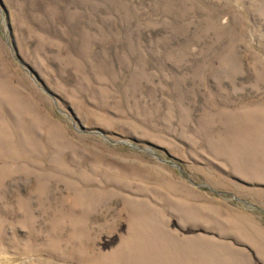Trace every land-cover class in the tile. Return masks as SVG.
Here are the masks:
<instances>
[{"label":"rangeland","instance_id":"374dc122","mask_svg":"<svg viewBox=\"0 0 264 264\" xmlns=\"http://www.w3.org/2000/svg\"><path fill=\"white\" fill-rule=\"evenodd\" d=\"M0 264H264V0H0Z\"/></svg>","mask_w":264,"mask_h":264}]
</instances>
